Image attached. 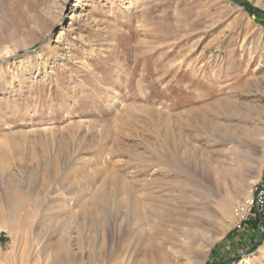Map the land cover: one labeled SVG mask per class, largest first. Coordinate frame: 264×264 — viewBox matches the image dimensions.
<instances>
[{
    "label": "rangeland",
    "instance_id": "1",
    "mask_svg": "<svg viewBox=\"0 0 264 264\" xmlns=\"http://www.w3.org/2000/svg\"><path fill=\"white\" fill-rule=\"evenodd\" d=\"M262 180L264 0H0V264L233 258ZM122 183L162 222L118 213ZM263 249L264 219L223 264Z\"/></svg>",
    "mask_w": 264,
    "mask_h": 264
},
{
    "label": "bare ground",
    "instance_id": "2",
    "mask_svg": "<svg viewBox=\"0 0 264 264\" xmlns=\"http://www.w3.org/2000/svg\"><path fill=\"white\" fill-rule=\"evenodd\" d=\"M163 156L165 157V159H163V161H165L164 163H167L171 167V169L172 168H174L175 170H179L180 169V167H179V162L180 161L176 157H173L170 153H167V152L164 153ZM188 178H189V182L188 183L191 184V183L194 182V179H193V176L192 175L189 174ZM120 181H121V179L118 180L117 182H120ZM117 182H116V184H117ZM124 186H125V188H124ZM120 187L118 188V191L115 192L114 195H113V196H115L114 197L115 198V207L117 208V212L118 213H119V210L121 208L123 209V207L124 208L126 207L127 210H128V213L130 215V218L136 219V222H138V224L141 223L142 225H149L151 223V221L153 220V218H154V220H157V223L162 222V220H163V214L160 211H158L156 208H154L152 206V204H148L147 201H142L139 198H136L137 201H135L133 203L132 196L134 198L136 197L135 190L133 189V187H131L130 185L128 186V184L125 185V183H122V185ZM122 193H124L126 196L121 198V197H119V195H121ZM253 193H254V191H253ZM253 193L251 195H248L245 199L252 197L253 196ZM111 198H112V196L110 197L107 192H105L104 190H101V191H97L95 193L94 200L96 201V203L101 208H104L105 205H108V202L111 200ZM122 211L124 212V209ZM151 224H154V223H151ZM192 233H191V231H188V235H191ZM140 235H142V234H140ZM67 243L65 242V240H62L61 243H59L60 245L58 246L57 249H58V252L60 254H65V253H67L69 251V247H68V244ZM209 246H210V244L207 243V242H203V243H201L199 245V247L197 248L196 256H195L196 257L195 258L196 259L195 264L200 263L205 258V256H206V249ZM262 255L264 256V249L262 251ZM246 260H247V263H248L249 262V259L246 258Z\"/></svg>",
    "mask_w": 264,
    "mask_h": 264
},
{
    "label": "built area",
    "instance_id": "3",
    "mask_svg": "<svg viewBox=\"0 0 264 264\" xmlns=\"http://www.w3.org/2000/svg\"><path fill=\"white\" fill-rule=\"evenodd\" d=\"M264 211V180L258 185L253 193V196L242 201V204L237 208L238 216L236 222L237 229L247 227L252 219Z\"/></svg>",
    "mask_w": 264,
    "mask_h": 264
},
{
    "label": "water",
    "instance_id": "4",
    "mask_svg": "<svg viewBox=\"0 0 264 264\" xmlns=\"http://www.w3.org/2000/svg\"><path fill=\"white\" fill-rule=\"evenodd\" d=\"M263 216L262 214L260 215V222H259V225H258V230H257V234H256V238H255V241L253 243L252 246H250L249 248L245 249L240 255L236 256V257H233V258H228V259H225V260H222V261H219V262H216L214 264H223V263H226L228 261H230L231 259H234V258H238L240 256H244V255H247L249 254L251 251L254 250V248L257 246L258 244V241H259V238H260V234H261V230H262V225H263Z\"/></svg>",
    "mask_w": 264,
    "mask_h": 264
},
{
    "label": "trees",
    "instance_id": "5",
    "mask_svg": "<svg viewBox=\"0 0 264 264\" xmlns=\"http://www.w3.org/2000/svg\"><path fill=\"white\" fill-rule=\"evenodd\" d=\"M241 5L245 6L250 12L252 13H256V12H260V9H257L253 6H251L249 3L247 2H240Z\"/></svg>",
    "mask_w": 264,
    "mask_h": 264
}]
</instances>
